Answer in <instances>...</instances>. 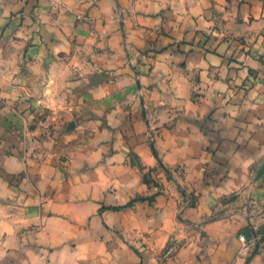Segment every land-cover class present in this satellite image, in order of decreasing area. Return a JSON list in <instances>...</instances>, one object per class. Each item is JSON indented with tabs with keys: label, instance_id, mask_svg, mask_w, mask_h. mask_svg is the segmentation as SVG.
<instances>
[{
	"label": "crops",
	"instance_id": "crops-1",
	"mask_svg": "<svg viewBox=\"0 0 264 264\" xmlns=\"http://www.w3.org/2000/svg\"><path fill=\"white\" fill-rule=\"evenodd\" d=\"M263 160L264 0H0V264H264Z\"/></svg>",
	"mask_w": 264,
	"mask_h": 264
},
{
	"label": "rangeland",
	"instance_id": "rangeland-1",
	"mask_svg": "<svg viewBox=\"0 0 264 264\" xmlns=\"http://www.w3.org/2000/svg\"><path fill=\"white\" fill-rule=\"evenodd\" d=\"M252 177L258 179V188L256 189L257 192L253 190L254 192L248 197L249 200H245L246 202L243 203H236L235 196L232 195L222 199L217 205L219 209L217 211V208L214 209L215 212L211 215V217L219 219L221 216L229 217L230 214L243 213L245 215L244 218H240V216L235 217L247 224L246 229L251 230L255 227L254 234L252 236L250 232L251 237L246 245L250 243L260 244L264 241V160L255 171L252 172L251 178ZM208 220H210V218Z\"/></svg>",
	"mask_w": 264,
	"mask_h": 264
},
{
	"label": "built area",
	"instance_id": "built-area-1",
	"mask_svg": "<svg viewBox=\"0 0 264 264\" xmlns=\"http://www.w3.org/2000/svg\"><path fill=\"white\" fill-rule=\"evenodd\" d=\"M240 239H241V241L243 242V244L246 245V243H247V238H246L245 236L241 235Z\"/></svg>",
	"mask_w": 264,
	"mask_h": 264
}]
</instances>
